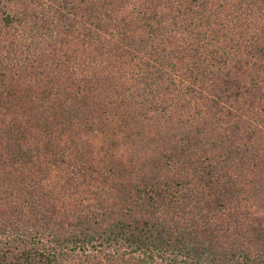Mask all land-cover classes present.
Masks as SVG:
<instances>
[{
	"label": "trees",
	"instance_id": "obj_1",
	"mask_svg": "<svg viewBox=\"0 0 264 264\" xmlns=\"http://www.w3.org/2000/svg\"><path fill=\"white\" fill-rule=\"evenodd\" d=\"M0 264H264V0H0Z\"/></svg>",
	"mask_w": 264,
	"mask_h": 264
}]
</instances>
